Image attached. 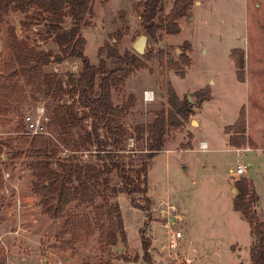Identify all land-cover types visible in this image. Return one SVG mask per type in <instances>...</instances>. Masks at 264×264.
I'll list each match as a JSON object with an SVG mask.
<instances>
[{"label": "rangeland", "instance_id": "1", "mask_svg": "<svg viewBox=\"0 0 264 264\" xmlns=\"http://www.w3.org/2000/svg\"><path fill=\"white\" fill-rule=\"evenodd\" d=\"M174 1H166V13ZM141 3L92 1L80 31L91 64H98L99 49L105 44H116L120 54L131 50L141 32ZM33 14L10 13L1 25L0 78L9 54L8 25L30 45L56 50L52 41L41 40L43 24L30 18ZM178 23V34H162L157 42L147 40L149 52L141 56L145 68L134 71L112 90L115 105H122L130 94L135 99L122 120L129 131L137 123L150 122L155 108L166 106L169 86L180 100L194 105L181 125L167 128L164 149L152 159L148 203L138 199L137 207H132L126 195L103 190L108 202L119 207L123 222L124 240L119 238L114 246L100 236L93 206L73 203L62 217L53 220L41 212L39 197L32 191L29 155L19 137L29 138L24 134L28 131L25 117L45 125V113L57 102L40 97L21 106H0V258L5 264H188L185 260L190 264H251L249 250L254 239L248 222L233 210L232 201L237 194L236 181L247 178L259 197L257 213L264 218V0H193L187 16ZM118 33L120 40L115 39ZM234 49L244 51V82L237 80L230 58ZM169 58L180 70L168 66ZM53 67L65 81L67 66L52 63L44 70L50 73ZM144 91L153 92V102H143ZM198 91L210 94L200 106L195 95ZM62 101L70 100L65 96ZM37 107H43L44 113L39 114ZM242 109L248 142L239 149L249 147L251 151L242 152L238 160L224 128L236 122ZM84 126L89 129L86 122ZM82 133L74 129L71 137ZM201 142L206 143V150L199 149ZM142 148L128 142L126 154L132 152L126 161L139 165ZM89 149L82 159L96 162L95 147ZM238 161L247 168L243 177L229 173ZM111 177L114 185L116 178ZM100 202L98 198L96 204ZM66 223L74 228V236L65 233ZM168 227L181 233L179 246L172 252L165 248ZM141 234L151 243L147 252L150 262L144 258Z\"/></svg>", "mask_w": 264, "mask_h": 264}, {"label": "trees", "instance_id": "2", "mask_svg": "<svg viewBox=\"0 0 264 264\" xmlns=\"http://www.w3.org/2000/svg\"><path fill=\"white\" fill-rule=\"evenodd\" d=\"M92 1L0 0V27L10 13L29 16L33 11L30 18L43 24V31L39 32L41 40L49 39L56 47L55 51L38 49L20 39L15 28L8 25L9 54L3 66L4 76L0 78V106H21L28 99L37 101L40 97H50L57 102L50 113H45V133L29 135L24 130L29 138L19 135L29 155L32 191L39 197L41 212L53 220L62 217L73 203L93 206L100 236L107 245L114 246L119 238L124 240L123 222L119 207L108 202L103 190L108 188L114 194L126 195L132 207H137L138 199L148 203L147 181L152 159L164 149L167 128L181 125L194 105L185 99L180 100L169 86L166 106L155 108L150 122L137 123L132 131L123 126L122 120L135 99L130 94L122 105H115L112 90L122 85L134 71L145 68L146 63L132 50L120 54L116 44H105L99 49L98 64H91L85 54V39L80 31L86 24ZM166 1L142 0L141 3L140 27L141 30L146 28L147 37L153 42L159 41L162 34H178L181 31L178 22L187 16L193 4V0H175L166 13ZM121 36L118 33L115 39L120 40ZM230 58L234 62L237 80L244 82V51L234 49ZM74 61L79 63V69L76 73L67 69L65 81L58 73L44 70L52 63L59 65ZM167 62L170 68L180 70L171 58ZM185 65H190L188 59ZM195 95L199 106L210 99L206 91H198ZM65 96L70 101H62ZM74 129L83 133L72 138ZM224 133L231 148L239 149L248 142L243 109L236 122L224 128ZM130 140L143 147L137 166L125 159L132 152L129 150L130 153L126 154L125 150ZM92 147H95L96 162L83 160L85 151ZM66 152L69 154L61 157ZM78 152L81 156H77ZM111 176L116 178L114 185L110 182ZM235 188L237 194L232 201L233 210L248 222L254 239L249 250L250 262L264 264V218H260L256 210L259 197L247 178L236 181ZM98 198L101 202L96 204ZM73 231L74 228L66 223L65 233L74 236ZM140 236L145 261L150 262L147 252L151 243L144 235ZM0 264H5L3 257Z\"/></svg>", "mask_w": 264, "mask_h": 264}, {"label": "built area", "instance_id": "3", "mask_svg": "<svg viewBox=\"0 0 264 264\" xmlns=\"http://www.w3.org/2000/svg\"><path fill=\"white\" fill-rule=\"evenodd\" d=\"M65 66H67L68 70H70L71 72L76 73L79 69V63L77 61L74 62H65L63 63ZM61 65V64H59ZM57 66V65H56ZM53 72L58 73L59 69L57 67H53ZM142 99L144 103H150L153 102L154 100V95L152 91H144L143 95H142ZM37 112H39V114H43L44 113V109L43 107H37ZM44 120L47 121L46 117L44 116ZM25 124L28 127V134L31 135H35V134H42L45 133L46 129H45V125L40 124L38 125V123H34L32 121V119L27 116L25 117ZM131 144H133V142L130 140L129 141ZM199 149L200 150H206L207 146L205 143L201 142L199 144ZM238 156V160L241 159V153L244 151H251V149L249 147H246L245 149H236L235 150ZM231 174L236 175V176H240L243 177L247 174V168L238 161V163L236 164L235 169H233L231 171ZM181 239V233L178 231H174L171 228H166V250H168L169 252L175 251L178 246H179V241ZM188 264H190L189 260H185Z\"/></svg>", "mask_w": 264, "mask_h": 264}, {"label": "water", "instance_id": "4", "mask_svg": "<svg viewBox=\"0 0 264 264\" xmlns=\"http://www.w3.org/2000/svg\"><path fill=\"white\" fill-rule=\"evenodd\" d=\"M147 30L143 28L137 38L131 44V50L134 51L139 56L147 54L149 51L147 49ZM173 219H170V222H173Z\"/></svg>", "mask_w": 264, "mask_h": 264}, {"label": "crops", "instance_id": "5", "mask_svg": "<svg viewBox=\"0 0 264 264\" xmlns=\"http://www.w3.org/2000/svg\"><path fill=\"white\" fill-rule=\"evenodd\" d=\"M233 66H234V64H233ZM176 92V91H175ZM177 93V92H176ZM178 95V94H177ZM246 131H247V128H246ZM246 137H247V135H246ZM206 144V143H205ZM207 146V145H206ZM234 149V148H233ZM233 169H229V173H231V171H232Z\"/></svg>", "mask_w": 264, "mask_h": 264}]
</instances>
